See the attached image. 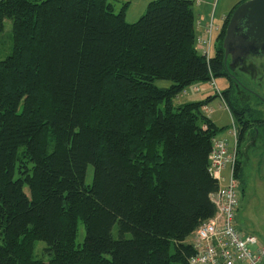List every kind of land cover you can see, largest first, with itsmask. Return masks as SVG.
<instances>
[{"label":"trees","instance_id":"16d2710c","mask_svg":"<svg viewBox=\"0 0 264 264\" xmlns=\"http://www.w3.org/2000/svg\"><path fill=\"white\" fill-rule=\"evenodd\" d=\"M128 3L0 0V33L11 20L14 43L0 60V264H190L187 239L217 212L209 169L222 129L209 99L175 103L189 85L231 80L220 96L236 125V179L254 127L264 146V96L240 79L244 64L225 62L241 3L208 57L195 1L151 0L134 23Z\"/></svg>","mask_w":264,"mask_h":264},{"label":"rangeland","instance_id":"374dc122","mask_svg":"<svg viewBox=\"0 0 264 264\" xmlns=\"http://www.w3.org/2000/svg\"><path fill=\"white\" fill-rule=\"evenodd\" d=\"M116 6V12L121 11L126 2H129V6L126 10V20L130 23L137 22L147 12L149 1L151 0H111ZM194 12H196L197 21L201 18L200 13L208 15L209 22L214 26L223 25V17L228 15L231 10L241 3L242 0H194ZM208 12V13H207ZM13 22L9 19H5L4 30L0 33V60L5 59L13 51ZM215 31V30H214ZM216 36V35H215ZM216 41L211 43L210 54L214 56L216 54ZM197 47L201 53L202 49L197 44ZM246 66V70L239 72L240 79L247 84L253 93H259L264 96V58H251L248 57L243 61ZM242 64V65H243ZM244 67V66H243ZM240 68V67H239ZM155 83L158 87H170L173 83L169 80H156ZM231 80L226 75L212 78L211 81L198 82L196 85H189L187 88L176 98L175 103H188L199 100H207V115L213 118L215 123L222 129L218 133V137L227 138L230 140V145H235L236 137L233 136L234 132V120L232 114L223 98L220 96L221 92H224L229 88ZM199 86L198 90L195 87ZM251 100L256 99L251 96ZM258 109L264 112V105L257 106ZM238 128L241 125L238 124ZM236 126V125H235ZM255 140L250 139L244 141L241 145V153L239 158L242 160V174L241 178H238L239 182V208L237 211L236 228L245 234H254L264 244V146L259 143L256 144ZM228 144V143H227ZM228 144V146H229ZM229 168V167H228ZM225 168L224 177L226 180L220 182L221 185L227 184L228 170ZM94 166L89 165L86 173V184H92L94 180ZM77 232V245L82 244L86 231L84 224L78 222ZM113 233L115 237H118L117 226L114 227ZM187 242L194 244V236L187 239ZM45 243L38 241L36 243V257L47 259L42 256L45 249Z\"/></svg>","mask_w":264,"mask_h":264},{"label":"built area","instance_id":"2783aa9c","mask_svg":"<svg viewBox=\"0 0 264 264\" xmlns=\"http://www.w3.org/2000/svg\"><path fill=\"white\" fill-rule=\"evenodd\" d=\"M211 31L212 25L207 31L208 39L197 40V44H202L203 54L207 57L211 50ZM233 136L236 137L235 125ZM233 148L230 151L225 141L216 140L214 143L209 171L219 183L226 180L223 177L226 166H229L230 174L225 187L221 186L212 196L217 206L215 216L200 225L193 235L195 254L190 264H264V244L256 235L245 234L236 228L240 201L239 182L235 177L236 142Z\"/></svg>","mask_w":264,"mask_h":264},{"label":"water","instance_id":"95a60500","mask_svg":"<svg viewBox=\"0 0 264 264\" xmlns=\"http://www.w3.org/2000/svg\"><path fill=\"white\" fill-rule=\"evenodd\" d=\"M223 42L225 62L243 61L251 56L264 57V0H247L235 8Z\"/></svg>","mask_w":264,"mask_h":264},{"label":"crops","instance_id":"0c3cea01","mask_svg":"<svg viewBox=\"0 0 264 264\" xmlns=\"http://www.w3.org/2000/svg\"><path fill=\"white\" fill-rule=\"evenodd\" d=\"M194 1V0H193ZM196 13V12H195ZM208 13V12H207ZM200 16H201V18L197 21V19H196V24H197V35H198V41H199V39H201V40H207L208 39V37H209V35H208V29L211 27V25H212V23L210 24V23H208L209 22V19H208V15L207 14H204V12H202V13H200ZM227 16V15H226ZM226 16H224L223 17V22H224V18L226 17ZM224 24V23H223ZM222 27H223V25L221 26V24H219V25H216V26H214V24L212 25V31H211V35H212V41L214 42V39H215V41H216V39L218 38V36H219V32L221 31V29H222ZM215 30V31H214ZM216 35V36H215ZM212 41H211V43H212ZM198 45H199V47L202 49V51H204V48H203V46H202V44H200V43H198ZM212 47V46H211ZM211 53V52H210ZM211 55V54H210ZM196 88L198 89V90H200L201 88L199 87V86H196L195 87V90H196ZM198 90H196V91H198ZM207 114V113H206ZM212 118V117H211ZM212 120H213V118H212ZM214 121V120H213ZM215 122V121H214ZM216 124V123H215ZM217 125V124H216ZM218 126V125H217ZM217 137V140L218 141H225L226 142V145H227V148H229V150L230 151H233V147H234V144L231 146L229 143H230V140L229 139H227V138H225V137H223V138H220V137H218V135L216 136ZM229 144V146H228V144ZM229 166H226L225 168H228ZM229 169V168H228ZM225 170V169H224ZM223 170V177H224V171ZM229 171V170H228ZM229 173H230V171H229ZM229 176V175H228ZM224 178H226V177H224ZM226 185V184H225ZM222 187H225V186H223V185H221Z\"/></svg>","mask_w":264,"mask_h":264},{"label":"flooded vegetation","instance_id":"af4514ba","mask_svg":"<svg viewBox=\"0 0 264 264\" xmlns=\"http://www.w3.org/2000/svg\"><path fill=\"white\" fill-rule=\"evenodd\" d=\"M248 134L250 136V139L255 140V142L262 139L261 134L257 130V127H254V129L250 130V132Z\"/></svg>","mask_w":264,"mask_h":264}]
</instances>
